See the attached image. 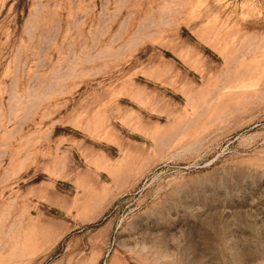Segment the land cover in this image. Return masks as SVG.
Wrapping results in <instances>:
<instances>
[{"label":"rangeland","instance_id":"obj_1","mask_svg":"<svg viewBox=\"0 0 264 264\" xmlns=\"http://www.w3.org/2000/svg\"><path fill=\"white\" fill-rule=\"evenodd\" d=\"M0 264H264V0H0Z\"/></svg>","mask_w":264,"mask_h":264}]
</instances>
